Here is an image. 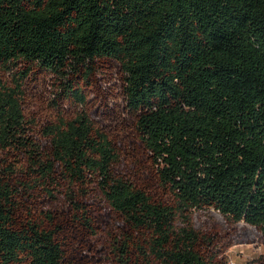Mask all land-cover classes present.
Segmentation results:
<instances>
[{"label":"trees","instance_id":"16d2710c","mask_svg":"<svg viewBox=\"0 0 264 264\" xmlns=\"http://www.w3.org/2000/svg\"><path fill=\"white\" fill-rule=\"evenodd\" d=\"M107 70L172 201L120 172L118 143L86 110ZM41 77L53 80L51 102L79 109L49 121L45 146L23 104ZM0 154V264H92L70 261L64 216L22 213L36 191L82 212L70 221L87 247L98 192L128 228L109 244L116 264H227L195 216L264 240V0H0Z\"/></svg>","mask_w":264,"mask_h":264},{"label":"rangeland","instance_id":"374dc122","mask_svg":"<svg viewBox=\"0 0 264 264\" xmlns=\"http://www.w3.org/2000/svg\"><path fill=\"white\" fill-rule=\"evenodd\" d=\"M107 72L97 83V86L93 88V94L87 103L86 110L92 116L95 125L118 143L122 156L120 172H124L136 185L148 190L156 199H163L167 202L172 201V196L158 187L154 177V168L149 157L146 156L144 150L138 144L131 117L127 116L124 109L121 108L119 73H111V70H107ZM53 90V80L46 77L28 80L24 87V113L32 123L37 142L44 146L46 141L42 136V130L49 121H54L57 114L72 117L79 110L78 107L61 100H55V103L51 102ZM0 156L3 157L4 154H0ZM15 158L11 155L7 157V160L13 163L18 171L26 170L25 160L21 158L20 163L15 164ZM21 175L22 173H18V176ZM35 193L36 199L21 201L22 213L30 209L41 221L47 223L46 215L48 211H51L55 217L61 218L64 216L57 221L63 223L61 235L68 238L69 246L67 250L71 262L116 264L114 258H112L109 244L127 231L128 228L121 225L118 217L108 211L98 192H93L90 195L87 207L89 211L92 210L90 215L95 217L99 237L88 247L87 234L77 230L79 225L73 227L70 221L73 212L77 214L82 212L76 211L72 206L70 207L63 196L58 197L56 201L50 199L46 201L45 197L41 196L40 191ZM195 224L203 233L216 236V243L220 244L219 249L221 250L219 259L226 261L227 264H246L249 261L264 257V240L259 234L248 231L242 225L229 228L214 213L196 215Z\"/></svg>","mask_w":264,"mask_h":264},{"label":"built area","instance_id":"2783aa9c","mask_svg":"<svg viewBox=\"0 0 264 264\" xmlns=\"http://www.w3.org/2000/svg\"><path fill=\"white\" fill-rule=\"evenodd\" d=\"M231 264H235V263H231Z\"/></svg>","mask_w":264,"mask_h":264}]
</instances>
